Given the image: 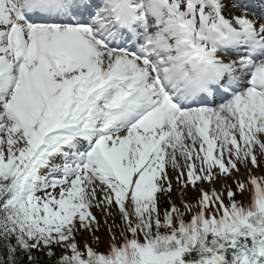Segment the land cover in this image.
<instances>
[{
    "label": "snow or ice",
    "instance_id": "obj_1",
    "mask_svg": "<svg viewBox=\"0 0 264 264\" xmlns=\"http://www.w3.org/2000/svg\"><path fill=\"white\" fill-rule=\"evenodd\" d=\"M0 264H264V0H0Z\"/></svg>",
    "mask_w": 264,
    "mask_h": 264
},
{
    "label": "rangeland",
    "instance_id": "obj_2",
    "mask_svg": "<svg viewBox=\"0 0 264 264\" xmlns=\"http://www.w3.org/2000/svg\"><path fill=\"white\" fill-rule=\"evenodd\" d=\"M181 163H183V162H181ZM241 199L246 200V198L245 199L244 198H241ZM93 211L97 215V217L99 218L100 214L98 212H96L95 209ZM99 234L106 239V234L104 233L103 230H101V232Z\"/></svg>",
    "mask_w": 264,
    "mask_h": 264
}]
</instances>
